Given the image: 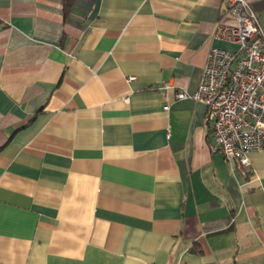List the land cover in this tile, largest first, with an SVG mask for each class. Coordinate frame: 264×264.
<instances>
[{
	"label": "crops",
	"instance_id": "1",
	"mask_svg": "<svg viewBox=\"0 0 264 264\" xmlns=\"http://www.w3.org/2000/svg\"><path fill=\"white\" fill-rule=\"evenodd\" d=\"M225 11L0 0V264H264V150L235 170L175 97L237 51L213 39Z\"/></svg>",
	"mask_w": 264,
	"mask_h": 264
},
{
	"label": "built area",
	"instance_id": "2",
	"mask_svg": "<svg viewBox=\"0 0 264 264\" xmlns=\"http://www.w3.org/2000/svg\"><path fill=\"white\" fill-rule=\"evenodd\" d=\"M220 1L232 23L221 18L213 39L238 49L209 48L198 87L191 93L180 90L175 97L205 106V124L214 139L210 152L221 153L242 171L250 167L249 154L264 150V28L252 7L255 0ZM169 88L163 85V90Z\"/></svg>",
	"mask_w": 264,
	"mask_h": 264
}]
</instances>
